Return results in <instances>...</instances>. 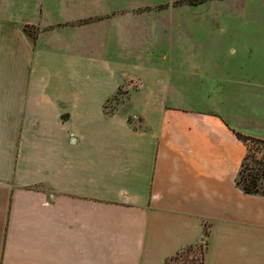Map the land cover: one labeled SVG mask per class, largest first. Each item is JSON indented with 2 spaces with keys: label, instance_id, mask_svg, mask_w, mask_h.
<instances>
[{
  "label": "crops",
  "instance_id": "obj_1",
  "mask_svg": "<svg viewBox=\"0 0 264 264\" xmlns=\"http://www.w3.org/2000/svg\"><path fill=\"white\" fill-rule=\"evenodd\" d=\"M142 1L0 0V264H178L202 240L205 264H264L236 133L264 139V0L235 75L174 74Z\"/></svg>",
  "mask_w": 264,
  "mask_h": 264
},
{
  "label": "rangeland",
  "instance_id": "obj_2",
  "mask_svg": "<svg viewBox=\"0 0 264 264\" xmlns=\"http://www.w3.org/2000/svg\"><path fill=\"white\" fill-rule=\"evenodd\" d=\"M143 0L135 3L136 9L148 12L143 19L149 20L151 28L150 41L164 44L173 51L174 74L180 70L181 62L205 63L221 61L224 63L217 72L234 75L245 74L237 61L257 59L260 55L253 48L261 46V35L245 30L247 11L263 9V0ZM129 4V3H125ZM256 16V15H255ZM260 21L261 18L259 17ZM248 26V25H247ZM237 49V53L231 51ZM255 60V61H257ZM126 83L117 94L119 100L126 99L129 88ZM111 99L107 106L111 109L117 106L118 99ZM251 156L246 160L245 174L249 170L264 172V143L258 140L248 142ZM252 154L254 156H252ZM264 189V179L262 183ZM201 252L180 256L182 264L201 262Z\"/></svg>",
  "mask_w": 264,
  "mask_h": 264
},
{
  "label": "trees",
  "instance_id": "obj_3",
  "mask_svg": "<svg viewBox=\"0 0 264 264\" xmlns=\"http://www.w3.org/2000/svg\"><path fill=\"white\" fill-rule=\"evenodd\" d=\"M191 2H194L191 1ZM28 30V29H27ZM121 91H119L117 94H119ZM127 92V91H126ZM117 94H115L113 97L109 98L107 103L105 104V109L107 110L108 113H112L115 109V107L108 109V102L113 99V98H117ZM118 99V98H117ZM122 100L118 99V103H120ZM129 120L131 121V117L129 118ZM238 137L241 138L242 140H244L245 142H248L250 140H258L264 143V139H260V138H256L250 135H246L241 133L240 131L236 132ZM249 145H248V151L247 154L245 155V158L243 160L242 163V167L239 171L238 177H237V183L239 184V186L248 193H262L264 194V189L262 188V183H263V179H264V172H260L259 170H249L246 174H245V166H246V160L249 158V156H251V152L249 151ZM252 156H254L252 154ZM207 250V243L206 241L202 240L201 242L197 243V244H193V245H188L186 247H184L182 250L178 251L175 255L169 257L168 261L171 263H178V264H182L178 261L180 256L183 255H189L192 252L196 253V251H200L201 254V262L199 264H205V253ZM195 257H193L194 263L192 264H196L195 263Z\"/></svg>",
  "mask_w": 264,
  "mask_h": 264
}]
</instances>
